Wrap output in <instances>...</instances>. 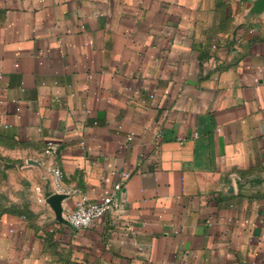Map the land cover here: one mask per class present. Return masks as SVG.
<instances>
[{
	"label": "crops",
	"instance_id": "crops-1",
	"mask_svg": "<svg viewBox=\"0 0 264 264\" xmlns=\"http://www.w3.org/2000/svg\"><path fill=\"white\" fill-rule=\"evenodd\" d=\"M257 1L0 0V146L37 200L0 210V264H264ZM52 165L118 213L57 219Z\"/></svg>",
	"mask_w": 264,
	"mask_h": 264
},
{
	"label": "built area",
	"instance_id": "built-area-1",
	"mask_svg": "<svg viewBox=\"0 0 264 264\" xmlns=\"http://www.w3.org/2000/svg\"><path fill=\"white\" fill-rule=\"evenodd\" d=\"M56 148V143L49 141L44 148V154H53ZM51 173V190L48 196L52 194H62L64 200L73 199V205L64 215L65 222L73 229H81L88 227L95 219H98L106 213H118L119 201L116 198L117 191L121 188L120 183H116L113 190L103 196L99 200H90L85 192L76 186H67L63 183V174L58 166L50 167ZM124 178L129 176V173L123 174ZM39 191V187L35 188Z\"/></svg>",
	"mask_w": 264,
	"mask_h": 264
},
{
	"label": "rangeland",
	"instance_id": "rangeland-1",
	"mask_svg": "<svg viewBox=\"0 0 264 264\" xmlns=\"http://www.w3.org/2000/svg\"><path fill=\"white\" fill-rule=\"evenodd\" d=\"M12 151H5L0 146V210L5 211L13 209L16 204L28 202L36 204L34 199V189H31L23 183L21 177L22 168L27 163ZM24 166V167H23ZM28 197V198H27ZM31 197V198H30ZM28 204V205H29Z\"/></svg>",
	"mask_w": 264,
	"mask_h": 264
},
{
	"label": "water",
	"instance_id": "water-1",
	"mask_svg": "<svg viewBox=\"0 0 264 264\" xmlns=\"http://www.w3.org/2000/svg\"><path fill=\"white\" fill-rule=\"evenodd\" d=\"M264 7V0H258L255 6L256 10H260ZM65 196L62 194H52L47 198V203L50 205V207L53 209L55 213V217L59 220L62 219L61 216V202L64 200Z\"/></svg>",
	"mask_w": 264,
	"mask_h": 264
}]
</instances>
